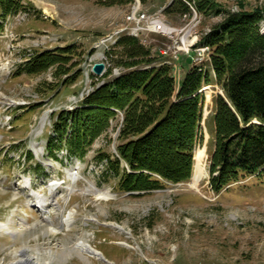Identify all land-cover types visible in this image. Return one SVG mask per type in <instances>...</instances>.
I'll list each match as a JSON object with an SVG mask.
<instances>
[{
  "label": "rangeland",
  "instance_id": "rangeland-1",
  "mask_svg": "<svg viewBox=\"0 0 264 264\" xmlns=\"http://www.w3.org/2000/svg\"><path fill=\"white\" fill-rule=\"evenodd\" d=\"M138 1L16 0L6 8L0 4V222L13 232L0 231V264L17 261L24 247L39 264H264V176L240 178L219 189L211 184L216 99H227L216 81L208 44L228 13L241 10L261 9L254 27L264 33V0ZM134 6L177 29L181 45L209 50L201 60L194 50L172 60L170 50L164 52L168 39L153 33L128 34L148 51L146 57L129 56L118 46L105 49L109 41L103 40L131 23L128 14ZM31 60L37 63L33 67L43 65L29 71ZM146 60L167 63L176 90L188 73L199 77L193 95H200L201 119L192 171L181 182L160 178L161 187L120 192L118 179L125 163L117 146L124 143L119 138L123 113L113 111L107 127L88 142L82 156L67 148L75 131L67 125L60 134L56 122L62 114L71 124V114L80 111L85 97L121 74L127 64ZM97 62L104 64L99 75L92 71ZM91 120L93 127L97 119ZM114 155L121 158L119 174L106 158ZM195 157L202 167L198 181H192ZM31 193L50 202L48 213H42ZM97 193L109 197L100 199ZM70 212L74 221L69 228L57 233L49 229ZM80 240L104 257L81 252L75 246Z\"/></svg>",
  "mask_w": 264,
  "mask_h": 264
},
{
  "label": "trees",
  "instance_id": "trees-1",
  "mask_svg": "<svg viewBox=\"0 0 264 264\" xmlns=\"http://www.w3.org/2000/svg\"><path fill=\"white\" fill-rule=\"evenodd\" d=\"M12 1L16 0H0V4L6 8ZM200 1L207 4L209 0ZM261 15V9L228 13L208 39L216 81L227 99L218 96L215 107L211 184L217 189L240 178L264 176V33L256 30ZM110 46L121 47L129 56L148 55L128 33ZM43 57L42 53L35 62ZM152 61L127 64L121 74L105 80L85 97L77 112L80 114H71V124L62 114L56 122L59 133L67 125L75 131L67 148L82 156L88 142L107 127L113 111L123 113L119 138H124V143L117 146V154L125 163L118 179L120 192L161 187L160 178L181 182L192 171V150L201 119L200 95H193L199 89V77L188 73L176 90L167 63ZM37 63L31 60L26 67L34 71L43 65L33 67ZM205 79L209 81L208 74ZM92 118L97 119L93 127ZM106 158L119 174L121 158ZM195 159L192 181L202 178L201 164Z\"/></svg>",
  "mask_w": 264,
  "mask_h": 264
},
{
  "label": "bare ground",
  "instance_id": "bare-ground-1",
  "mask_svg": "<svg viewBox=\"0 0 264 264\" xmlns=\"http://www.w3.org/2000/svg\"><path fill=\"white\" fill-rule=\"evenodd\" d=\"M190 6V5H189ZM193 8V7H192ZM138 6L137 7H132V10L131 12H129L128 14V20L129 22L132 21V14H133V11H138ZM194 9V8H193ZM151 17L150 15L146 14L145 12H142V20H149ZM159 28H165V24L163 23H159L158 25ZM164 30V29H163ZM119 36L121 35H124V34H138L137 33V29H135V27H132V28H128V29H120L119 30ZM105 44L106 41H109L107 43V45L105 46V49H107V47L109 45H111V41L110 40H103ZM176 43L177 45H180V51H189L190 50V47H188V45H186V43H183L182 45L180 44V41H178V37L176 35ZM208 49L207 47H204V46H201V47H194V49H191V50H194L196 51V53H200L201 52V57H199V59L201 60V58L204 56V53L206 51H203V50H206ZM208 53L205 55L204 59L207 57ZM167 62H172V61H169L167 60ZM70 177L71 178H74V175L70 174ZM98 196L100 199L101 197H104L105 199L107 197H109V194L108 193H97ZM30 195H32V197L35 198V202L37 203L38 206H40V209L42 211L43 214L45 213H48V204H50V202H47L46 199L44 198H41L40 196H38L37 194L35 193H31ZM37 205H35L36 207H38ZM39 209V210H40ZM44 218L47 220V221H50L51 223V220H50V216L48 215H44ZM74 221V216H73V212H70L68 213L67 216H64L60 219V224L58 226H53L51 224V227L49 228L52 232H59L60 230H62L63 228H69L70 224H72ZM9 226L8 224L4 223V222H0V231H3V230H6L8 233H13L12 231L9 230ZM15 232V231H14ZM76 248L79 249L81 252H84V253H87L89 254L90 256H95L97 258H101L104 257L103 256V253L97 249H95L94 247H92L89 243H87L86 241H83V240H80L78 241L76 244H75ZM18 256L19 258L17 259V261H15L14 263L12 264H39V260H38V257L37 256H34L30 253L27 252V248L24 247L20 250H18ZM43 264V263H42Z\"/></svg>",
  "mask_w": 264,
  "mask_h": 264
},
{
  "label": "built area",
  "instance_id": "built-area-1",
  "mask_svg": "<svg viewBox=\"0 0 264 264\" xmlns=\"http://www.w3.org/2000/svg\"><path fill=\"white\" fill-rule=\"evenodd\" d=\"M137 2L139 1L137 0ZM159 23H163V22L160 21V19L156 17L150 18L149 20H142V11H133L131 23L128 25H124L123 27L119 29H128V27H135V29H137V33L141 34L142 36H146L149 33H153V34H158V35H161L167 38L169 44L164 47V50H165L164 52H166L167 50H170L172 60L177 59L180 53L188 54L191 51V48L189 51H180V45H177L176 43V35L178 33L177 29L169 28L166 25L165 27L167 28H159L158 27ZM119 29L114 35L110 36L109 38H106V40L111 41V45L119 37ZM208 50L209 48L203 51H208ZM201 52L202 51H200V53H197V57L198 56L201 57Z\"/></svg>",
  "mask_w": 264,
  "mask_h": 264
},
{
  "label": "water",
  "instance_id": "water-1",
  "mask_svg": "<svg viewBox=\"0 0 264 264\" xmlns=\"http://www.w3.org/2000/svg\"><path fill=\"white\" fill-rule=\"evenodd\" d=\"M103 68H104V64L102 62H97V63H94V65L92 66V71L96 75H99L101 74Z\"/></svg>",
  "mask_w": 264,
  "mask_h": 264
},
{
  "label": "clouds",
  "instance_id": "clouds-1",
  "mask_svg": "<svg viewBox=\"0 0 264 264\" xmlns=\"http://www.w3.org/2000/svg\"><path fill=\"white\" fill-rule=\"evenodd\" d=\"M43 264H50V261L45 260Z\"/></svg>",
  "mask_w": 264,
  "mask_h": 264
}]
</instances>
